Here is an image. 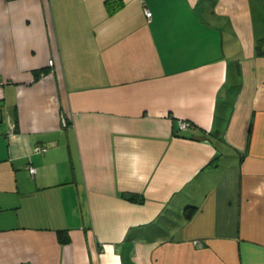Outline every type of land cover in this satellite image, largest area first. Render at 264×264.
I'll return each instance as SVG.
<instances>
[{
  "label": "crops",
  "instance_id": "obj_1",
  "mask_svg": "<svg viewBox=\"0 0 264 264\" xmlns=\"http://www.w3.org/2000/svg\"><path fill=\"white\" fill-rule=\"evenodd\" d=\"M0 82V264H264V0H0Z\"/></svg>",
  "mask_w": 264,
  "mask_h": 264
},
{
  "label": "built area",
  "instance_id": "obj_2",
  "mask_svg": "<svg viewBox=\"0 0 264 264\" xmlns=\"http://www.w3.org/2000/svg\"><path fill=\"white\" fill-rule=\"evenodd\" d=\"M150 14H151L150 11L148 9H145V15L147 17H149ZM48 64H52V60H49ZM188 126H189V122L188 121H185V120H179L178 121V127L179 128H187ZM44 150H45L44 146L36 145L34 147V151H40L41 152V151H44ZM28 171H29L30 175L33 176L36 173V168L34 166L29 165L28 166Z\"/></svg>",
  "mask_w": 264,
  "mask_h": 264
},
{
  "label": "trees",
  "instance_id": "obj_3",
  "mask_svg": "<svg viewBox=\"0 0 264 264\" xmlns=\"http://www.w3.org/2000/svg\"><path fill=\"white\" fill-rule=\"evenodd\" d=\"M131 198L133 199V197H131ZM185 209H186V211H188L187 212V214H188V213H190L192 211L193 207L192 206H188ZM59 238H60L61 241H67L68 240V237L67 236L66 237H63L61 234H60V237Z\"/></svg>",
  "mask_w": 264,
  "mask_h": 264
}]
</instances>
